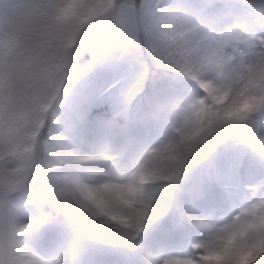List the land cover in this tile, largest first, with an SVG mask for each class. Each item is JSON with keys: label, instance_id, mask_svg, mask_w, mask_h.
Returning <instances> with one entry per match:
<instances>
[{"label": "snow or ice", "instance_id": "obj_1", "mask_svg": "<svg viewBox=\"0 0 264 264\" xmlns=\"http://www.w3.org/2000/svg\"><path fill=\"white\" fill-rule=\"evenodd\" d=\"M0 264H264V0H0Z\"/></svg>", "mask_w": 264, "mask_h": 264}]
</instances>
